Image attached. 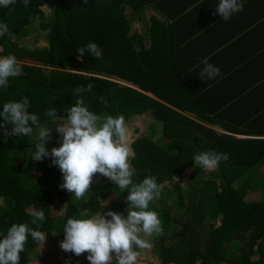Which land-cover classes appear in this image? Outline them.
Listing matches in <instances>:
<instances>
[{"label":"trees","instance_id":"16d2710c","mask_svg":"<svg viewBox=\"0 0 264 264\" xmlns=\"http://www.w3.org/2000/svg\"><path fill=\"white\" fill-rule=\"evenodd\" d=\"M147 3L166 13L163 0H29L27 8L16 0L0 7V23L13 33L0 37V56L14 55L21 73L9 77L6 89L0 87V111L4 103L27 97L28 111L39 117L28 136L5 138L0 127V239L13 223H27L61 242L69 218L108 211L127 215L128 192L101 174H94L89 191L76 199L59 187L62 174L51 158L32 159L34 139L47 123L52 132L46 149L59 144L45 112L54 107L66 119L67 109L80 98L73 90L91 84L92 90L81 94L90 112L122 115L126 124L144 115L153 121L146 132L134 130L129 162L133 183L153 175L160 188L149 210L159 214L164 232L148 237L159 264H264V98H253V91L248 101H233L228 93L236 91L201 79L203 56L184 67L179 62L177 70L163 68L164 48L174 47L156 37L157 20L151 17L142 34L130 30ZM195 3L188 1L182 9L188 13L178 22L182 26L210 22L203 14L206 5ZM35 26L44 33L46 47L20 43ZM176 30L171 26L162 35L175 36ZM89 42L102 50L100 59L79 55L77 49ZM209 149L227 153L229 160L215 169L200 168L194 153ZM32 210H43L45 221L31 224ZM38 245L29 235L19 264H29Z\"/></svg>","mask_w":264,"mask_h":264},{"label":"clouds","instance_id":"9594fccd","mask_svg":"<svg viewBox=\"0 0 264 264\" xmlns=\"http://www.w3.org/2000/svg\"><path fill=\"white\" fill-rule=\"evenodd\" d=\"M16 0H0V7L9 8ZM24 7L29 6V0H23ZM216 14L222 21H228L234 13L244 9L243 0H219ZM51 11V8H49ZM13 35L7 23H0V37ZM80 56L85 52L96 59L102 57V50L95 42H89L77 49ZM203 68L201 79H214L219 76L220 68L210 63L207 57L201 60ZM17 60L14 55L0 56V87H8L9 77L20 75ZM92 85L78 86L73 92L79 96L76 103L67 109V118L57 116L54 107L45 112L49 121L57 122L55 132L58 133L59 147L46 149L45 142L51 140L52 129L47 124L40 128L38 141L35 143L33 161L51 158V163L57 166L62 174L61 189L74 194L80 199L89 191L94 174H101L115 184L121 192L127 191V215L108 211L103 214L84 219H67L63 226L64 239L59 247L64 252L76 256L88 253L89 264H136L139 252L137 249H147L151 244L146 237L163 235L164 229L159 214L149 210V203L160 196L157 178L146 176L142 182L133 183L134 169L129 157L132 155L129 141V129L122 115L113 117L94 114L84 106L81 96L90 92ZM30 107L27 97L20 101L4 103L0 117L5 138L12 136H28L33 132L39 117L28 111ZM11 125V130L8 126ZM31 125V126H30ZM229 155L213 149L194 153L193 161L204 170L218 167L220 161L227 162ZM31 224L45 221L43 210H32ZM29 235L42 247L46 242L45 232L30 228L27 223H13L6 235L0 239V264H19L21 253L25 249Z\"/></svg>","mask_w":264,"mask_h":264},{"label":"crops","instance_id":"0c3cea01","mask_svg":"<svg viewBox=\"0 0 264 264\" xmlns=\"http://www.w3.org/2000/svg\"><path fill=\"white\" fill-rule=\"evenodd\" d=\"M163 1L165 14H162L160 7L147 3L142 7L143 16L140 20L135 18L143 28H149L152 24L149 25L148 21L153 17L157 20L153 30L156 29L154 33L159 41L165 46L172 42L173 51L166 52L164 48L163 68L177 70L179 62L184 67L191 62L192 57H207L210 63L220 68V74L214 79L205 78V81L212 84L216 82L218 86L221 84V88L227 91H236L228 93L233 101H248L245 99L253 91H256L253 98H264V0H243V11L234 13L226 22L216 14L215 7L219 0H196L195 7H200L202 3L206 5L203 14H206L205 20L210 21L206 28L203 23L200 27L195 24H192L193 27L182 26L183 22L179 21L188 14L181 11L192 0ZM177 14L180 15L175 19ZM171 26L177 28L175 36L162 35ZM199 65L203 67L201 62ZM244 92H248L247 95ZM246 103L238 105L243 108Z\"/></svg>","mask_w":264,"mask_h":264},{"label":"rangeland","instance_id":"374dc122","mask_svg":"<svg viewBox=\"0 0 264 264\" xmlns=\"http://www.w3.org/2000/svg\"><path fill=\"white\" fill-rule=\"evenodd\" d=\"M44 12L46 13L44 8ZM48 14V12L46 13ZM131 34L138 32L139 34L143 33L144 28L140 22H135L131 25ZM43 32L36 27H30L29 32H27L21 39L20 43L28 48L32 49L34 47L42 48L46 47V41L43 37ZM152 120H149V115L136 116L130 119L129 124H126L130 135L129 141L134 137V130L138 129L139 131H147L148 126L152 124ZM57 122L53 123L55 129ZM155 127L158 129L157 125ZM156 129V130H157ZM39 136V130H38ZM38 136L34 139L38 141ZM57 144L55 147H59ZM190 174V171H186L185 177ZM151 244L148 237H146ZM60 239L54 234L50 233L46 237V242L41 247L40 244L35 250L34 255L31 257L29 264H89V261L86 259L88 253H82L80 256H76L71 252H64L60 247ZM139 256L137 258L136 264H159L157 256L152 252V245L147 249H137ZM112 264H116L115 260L112 261Z\"/></svg>","mask_w":264,"mask_h":264}]
</instances>
